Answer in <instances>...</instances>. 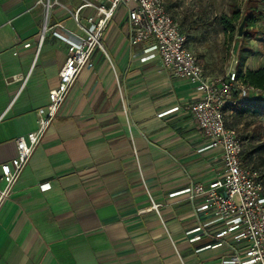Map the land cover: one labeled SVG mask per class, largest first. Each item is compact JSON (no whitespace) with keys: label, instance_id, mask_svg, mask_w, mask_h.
<instances>
[{"label":"crops","instance_id":"0c3cea01","mask_svg":"<svg viewBox=\"0 0 264 264\" xmlns=\"http://www.w3.org/2000/svg\"><path fill=\"white\" fill-rule=\"evenodd\" d=\"M43 23L38 0H0V167L17 156V139L37 129L35 112L49 104L68 54L52 34L40 42ZM55 23L81 35L64 9L53 11ZM102 44L106 54L97 51L94 70L81 73L0 211V264H221L229 250L212 239L218 227L198 210L202 198L187 196L225 173L222 151L209 148L187 109L196 85L145 59L123 8ZM99 52L105 58L96 61ZM261 57L248 58L245 71L259 70ZM252 127L237 129L245 150L264 142ZM247 169L264 176L255 157ZM190 231L210 237L192 243Z\"/></svg>","mask_w":264,"mask_h":264},{"label":"built area","instance_id":"2783aa9c","mask_svg":"<svg viewBox=\"0 0 264 264\" xmlns=\"http://www.w3.org/2000/svg\"><path fill=\"white\" fill-rule=\"evenodd\" d=\"M81 1L82 4L73 10L61 0H38L44 9L40 42L52 34L67 44L68 54L59 72V82L50 94L49 104L35 112L37 129L17 139V156L0 167V180L4 183V188H0V211L11 198L15 185L65 105L81 73L94 70L97 51L106 54L102 44L104 34L118 10L123 8L128 16L130 42L133 46H146L143 51L145 59H161L166 71L196 85L198 99L190 102L187 109L209 143V148L222 151L224 175L209 184H196L187 190L192 202L202 198L204 205L198 210L211 214L213 221L210 224L218 227L212 239L229 250L222 257L221 264H264V183L244 167V142L238 131L228 128L225 123L227 106L250 98L264 99V90L244 85L236 69L223 77L208 76L200 59L189 50L188 37L168 11L165 0H104L101 5L89 0ZM56 8L70 13L81 35L68 30L62 23L51 24ZM86 8H93L95 13L84 18L82 12ZM234 58L235 64H239L237 56ZM40 189L48 191L51 185L43 184ZM159 207L152 202L151 210L159 212ZM187 235L192 243L210 237L205 231L201 235L190 231Z\"/></svg>","mask_w":264,"mask_h":264},{"label":"rangeland","instance_id":"374dc122","mask_svg":"<svg viewBox=\"0 0 264 264\" xmlns=\"http://www.w3.org/2000/svg\"><path fill=\"white\" fill-rule=\"evenodd\" d=\"M165 3L170 14L180 23L188 37L189 48L200 59L208 76L223 77L229 71L237 70L238 63L235 64L234 56H237L239 61L244 48L251 50L252 54L248 58H264V17L252 28L245 24L243 36L238 34L250 7L253 10L258 8L264 14V0H165ZM236 10H240L242 15L238 22H234L236 30L232 34L226 31L221 18H232ZM68 25L73 27L70 22ZM102 58L105 57L99 52L96 61ZM260 107L264 112V106ZM239 112H242L244 120H247H243V124L239 125L240 132L250 127L246 126L249 122L257 134L264 132V115L255 117V113L259 114L256 107L241 108ZM262 180L264 182V178Z\"/></svg>","mask_w":264,"mask_h":264},{"label":"trees","instance_id":"16d2710c","mask_svg":"<svg viewBox=\"0 0 264 264\" xmlns=\"http://www.w3.org/2000/svg\"><path fill=\"white\" fill-rule=\"evenodd\" d=\"M241 15L242 14L240 10H236L232 18H229L227 16H222L221 21L222 24L225 26L226 31L231 32L232 34L235 33L236 26L234 25V22H238L241 19ZM244 17L246 18V26L252 28L260 20H262L264 14L260 12L258 8H254L253 10L252 7H250ZM251 54L252 53L249 48L242 49V52L240 54L239 64L237 67V76L244 85L256 89L264 90V65L257 71H253L250 69L245 71L246 61L249 55ZM260 105L264 106V99L250 98L247 101L238 102L236 105L227 106L225 109V123L227 127L237 130L238 126L243 124V120L245 116H243L242 112H239L241 108L248 109L249 107H256L259 114L255 113L254 116L255 117L263 116L264 112L262 111ZM247 111L249 112V110ZM245 122H247V120ZM246 126H251V123L250 122L246 123ZM249 145L250 144L248 143V147ZM254 157L256 158V163L260 165H264V142L261 145L257 146L256 148H252L251 150L247 149V146H246V150L245 148H243L242 162L244 167L246 165L245 168L249 166V164L253 161ZM262 178H264V176L259 177V179L261 180Z\"/></svg>","mask_w":264,"mask_h":264},{"label":"water","instance_id":"95a60500","mask_svg":"<svg viewBox=\"0 0 264 264\" xmlns=\"http://www.w3.org/2000/svg\"><path fill=\"white\" fill-rule=\"evenodd\" d=\"M245 24H246V18L244 17V20L239 28V32H238L239 36H243Z\"/></svg>","mask_w":264,"mask_h":264}]
</instances>
